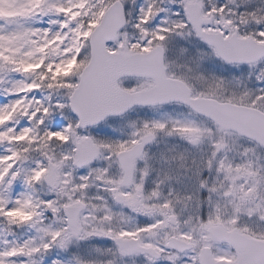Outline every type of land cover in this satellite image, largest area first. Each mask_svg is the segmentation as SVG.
I'll use <instances>...</instances> for the list:
<instances>
[{
    "label": "snow or ice",
    "instance_id": "1",
    "mask_svg": "<svg viewBox=\"0 0 264 264\" xmlns=\"http://www.w3.org/2000/svg\"><path fill=\"white\" fill-rule=\"evenodd\" d=\"M0 264H264V0H0Z\"/></svg>",
    "mask_w": 264,
    "mask_h": 264
}]
</instances>
